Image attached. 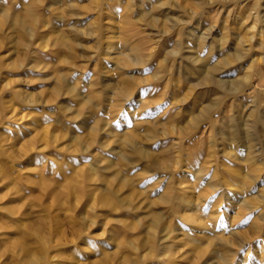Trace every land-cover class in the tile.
<instances>
[{"label":"rangeland","instance_id":"obj_1","mask_svg":"<svg viewBox=\"0 0 264 264\" xmlns=\"http://www.w3.org/2000/svg\"><path fill=\"white\" fill-rule=\"evenodd\" d=\"M0 264H264V0H0Z\"/></svg>","mask_w":264,"mask_h":264},{"label":"bare ground","instance_id":"obj_2","mask_svg":"<svg viewBox=\"0 0 264 264\" xmlns=\"http://www.w3.org/2000/svg\"><path fill=\"white\" fill-rule=\"evenodd\" d=\"M210 32V31H209ZM201 38H206V35L204 34V32H202V35L200 36ZM111 47V46H110ZM196 62V61H195ZM208 69H210V68H208ZM208 72V71H207ZM217 82H218V84L219 85H221V86H223V82H222V80H216ZM225 83V82H224ZM234 86V85H233ZM238 91V89L237 88H235V90H233V92H237ZM239 130V129H238ZM242 130V129H241ZM243 133V132H242ZM247 133H249L248 131H247ZM250 134V133H249ZM252 146H253V144H252ZM260 146V145H259ZM250 160V159H249ZM259 167V166H258ZM243 183H244V181H242V182H240V184L241 185H243ZM215 184H211V186H214ZM233 185V183L232 182H228L227 184H226V190H227V192L229 193L230 192V189H229V187H231ZM240 185V186H241ZM239 187V186H238ZM226 192V193H227ZM250 206V205H249ZM190 217V215H188L187 216V218H189Z\"/></svg>","mask_w":264,"mask_h":264}]
</instances>
